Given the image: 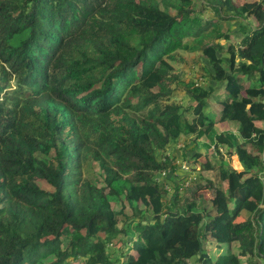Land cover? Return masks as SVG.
I'll return each mask as SVG.
<instances>
[{
	"label": "trees",
	"instance_id": "1",
	"mask_svg": "<svg viewBox=\"0 0 264 264\" xmlns=\"http://www.w3.org/2000/svg\"><path fill=\"white\" fill-rule=\"evenodd\" d=\"M177 51L218 88L179 81ZM184 137L206 161L162 192ZM72 261L264 264V0H0V264Z\"/></svg>",
	"mask_w": 264,
	"mask_h": 264
},
{
	"label": "rangeland",
	"instance_id": "2",
	"mask_svg": "<svg viewBox=\"0 0 264 264\" xmlns=\"http://www.w3.org/2000/svg\"><path fill=\"white\" fill-rule=\"evenodd\" d=\"M234 2L235 5H242L244 3H253V2H257L259 0H232ZM200 10V7H196L195 9V13L197 14V16H200L198 14ZM203 11V10H202ZM211 9L207 8L206 10L203 11V14L201 15V18L204 19L206 21V19L208 17L213 18L212 13H211ZM260 19V18H259ZM249 20L251 23H249V26L252 28L257 27L261 24L262 20ZM216 22H218V26L219 29L222 33H230V37L231 40L235 39V43H238L241 39L240 33H239V26L238 23L236 21H222L216 18L215 19ZM218 43H220L222 46L225 47V40L223 39H219L217 40ZM212 43V41H208L205 43L204 47L209 46ZM175 54L178 55V59L177 60H170L168 61L174 68L175 71L177 72V76H178V80L184 83L187 82H193L195 85L197 84V86L200 87H214V89L218 88L217 84L212 83L209 78L207 77V73L205 70H210V66L206 60V58L202 57L201 53L199 52H194V53H189V52H180L177 51ZM220 55V54H219ZM221 56H223V53L221 54ZM176 98L174 99L176 102L178 103H182V104H188L189 100L188 98L185 97V94L183 92L182 87H179L176 90ZM237 123H227V124H223L220 126V129L222 131H228V132H233V136L238 139L239 135L237 134L236 130H237ZM200 144L202 143L201 141L199 142ZM177 149H175V147L172 145L169 147L168 151L169 152H173V155L177 158L176 162L179 165L180 163H188L190 166H192L193 168L197 169L198 167L195 165V163H197L196 157L194 156L198 151L199 148H195L193 141L191 138H181L178 143H177ZM201 152H203V150H201ZM225 153V152H224ZM217 156H214V158L212 159L213 161H215L218 164H220L221 162L217 159ZM224 161H226L229 166L233 169H235L236 171H239L242 167L240 166V164H238V160L236 156L233 157H229V156H225L224 157ZM188 161V162H187ZM190 161V162H189ZM206 161L205 157H201L200 159H198V163L199 164H203ZM199 164H197L199 166ZM201 171H199L200 173ZM199 173L194 171V170H190L189 172H182V171H177L172 177H170L167 181L169 184H172V193L175 190V187H180V184L182 182H184L186 179H188V177H191L193 179H198ZM40 186L45 188L46 185L44 183H40ZM209 190L206 191H202L201 195L203 196L204 200L206 202H208V199L212 198L214 196V192L212 189H210V187H208ZM197 196V194H196ZM170 195L165 196V199H169ZM240 219H238L239 221ZM223 233V227L219 226L218 229L216 230L215 234H222ZM236 246V245H234ZM205 248L206 250L211 253L213 256H219L221 254L224 253H230L229 250V246L228 244H225L222 242V239H206V244H205ZM109 252H111V254H113L116 258L117 256H119V252H117V250H115V248H110ZM70 264H83L82 261H72Z\"/></svg>",
	"mask_w": 264,
	"mask_h": 264
},
{
	"label": "built area",
	"instance_id": "3",
	"mask_svg": "<svg viewBox=\"0 0 264 264\" xmlns=\"http://www.w3.org/2000/svg\"><path fill=\"white\" fill-rule=\"evenodd\" d=\"M177 166H178L177 171H182V172L186 173V172H189L190 170H194L196 172H199V169L196 170L195 168L190 166L188 163L183 162V163H180L179 165L177 164ZM176 172H174V173H172V172L162 173V174H160V176L157 177V181L159 183V187H160L162 192H164V191L165 192H171L172 191L173 186H172V184H169L167 180L170 177H172ZM192 180H193V178L188 177V179H186L184 182H182L180 184V188H183L182 186H187Z\"/></svg>",
	"mask_w": 264,
	"mask_h": 264
},
{
	"label": "crops",
	"instance_id": "4",
	"mask_svg": "<svg viewBox=\"0 0 264 264\" xmlns=\"http://www.w3.org/2000/svg\"><path fill=\"white\" fill-rule=\"evenodd\" d=\"M174 147H175V149H177V146L176 145H173ZM169 149V148H168ZM198 149V148H197ZM201 150L202 149H199L198 151H200L201 152ZM171 154L173 155V152H171ZM200 159V158H199ZM176 160H177V158H176ZM190 162V161H189ZM238 164H239V162H238ZM198 168L197 169H199V166L197 165V164H195ZM196 169V170H197ZM199 173V172H198Z\"/></svg>",
	"mask_w": 264,
	"mask_h": 264
},
{
	"label": "water",
	"instance_id": "5",
	"mask_svg": "<svg viewBox=\"0 0 264 264\" xmlns=\"http://www.w3.org/2000/svg\"><path fill=\"white\" fill-rule=\"evenodd\" d=\"M241 170H242V168L239 171H241ZM199 242H200V239H199Z\"/></svg>",
	"mask_w": 264,
	"mask_h": 264
}]
</instances>
